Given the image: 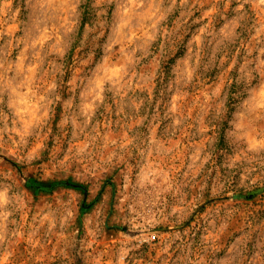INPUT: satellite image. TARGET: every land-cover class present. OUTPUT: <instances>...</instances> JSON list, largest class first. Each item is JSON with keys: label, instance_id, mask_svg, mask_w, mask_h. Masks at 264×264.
Listing matches in <instances>:
<instances>
[{"label": "rangeland", "instance_id": "rangeland-1", "mask_svg": "<svg viewBox=\"0 0 264 264\" xmlns=\"http://www.w3.org/2000/svg\"><path fill=\"white\" fill-rule=\"evenodd\" d=\"M0 264H264V0H0Z\"/></svg>", "mask_w": 264, "mask_h": 264}]
</instances>
